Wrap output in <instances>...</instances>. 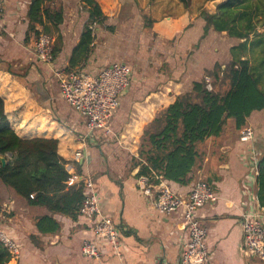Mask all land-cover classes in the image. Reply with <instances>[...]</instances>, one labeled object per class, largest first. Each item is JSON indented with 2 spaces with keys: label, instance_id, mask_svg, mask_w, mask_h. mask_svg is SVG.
I'll use <instances>...</instances> for the list:
<instances>
[{
  "label": "crops",
  "instance_id": "crops-1",
  "mask_svg": "<svg viewBox=\"0 0 264 264\" xmlns=\"http://www.w3.org/2000/svg\"><path fill=\"white\" fill-rule=\"evenodd\" d=\"M1 1L0 96L9 124L21 138L57 139V152L64 163H71L76 173L92 176L100 212L112 219L120 242L119 252L114 253L108 243L93 234L90 219L79 214L71 219L28 205L0 182V227L19 248V255L9 264H178L187 237L183 210L159 213L151 197L143 195L136 186L139 169L135 168L139 167L138 147L143 130L156 114L188 90L192 81L208 76L206 71L216 63L224 64L231 58L229 49L233 42L225 31L216 34L210 29L202 37L204 21L200 13L206 4L203 1L208 0H187V5L181 0H137L140 17H146L148 25L143 28L140 19L137 31L134 20L124 18L125 25H131L132 41L124 51L126 61L108 62L98 57L95 60L92 50L80 69L87 71L89 67L88 71L95 73L106 64L122 61L129 69L130 84L110 120V131L100 129L86 143L81 138L84 118L62 99L54 74L56 68L70 69L67 67L72 49L87 19L81 0H60L62 22L57 29L47 23L54 38L51 64L40 62L33 52L36 36L29 30L27 18L30 0ZM96 1L108 21L118 16L119 0ZM37 28L41 31V26ZM138 40L151 44L150 57L147 51L142 52L144 48L132 47ZM136 54L141 57L134 60L132 55ZM245 126L254 131L252 142L240 141L242 127L226 130L220 135L221 141L209 137L198 143L203 157L188 183L159 178L182 196L197 180L207 181L216 191V202L198 212L207 232L208 264H264L263 259L244 250L240 226L245 213L260 207L254 170L264 150V111L252 112ZM78 149L83 158L74 160ZM46 213L60 223L59 231L38 232L35 218ZM31 234L36 235V244ZM84 240L98 241V259L82 254Z\"/></svg>",
  "mask_w": 264,
  "mask_h": 264
},
{
  "label": "trees",
  "instance_id": "trees-1",
  "mask_svg": "<svg viewBox=\"0 0 264 264\" xmlns=\"http://www.w3.org/2000/svg\"><path fill=\"white\" fill-rule=\"evenodd\" d=\"M181 1L187 5V0ZM81 9L87 19L67 68L84 67L92 53L97 28L113 29L96 0H81ZM63 16L60 0H30L29 30L35 36L40 32L49 34V25L57 29ZM200 17L204 21L202 37L210 29L216 34L226 32L233 42L229 49L231 58L206 71L212 78V89L206 87L204 77L192 81L188 90L159 111L144 128L136 175H152L155 184L160 179L188 183L203 157L198 143L228 129L240 130L252 112L264 111V31L257 28L264 24V0H224L212 13L202 10ZM217 82L226 84L225 88L214 89ZM57 146L55 138L17 135L0 96V155L7 157L11 153L5 165L0 163V182L28 205L76 219L83 193L80 186L67 185L69 173ZM256 170V196L264 211V150ZM34 225L41 234L60 229V223L47 213L36 217ZM30 238L37 243L36 235L31 234ZM9 260V252L0 242V264H8Z\"/></svg>",
  "mask_w": 264,
  "mask_h": 264
},
{
  "label": "built area",
  "instance_id": "built-area-1",
  "mask_svg": "<svg viewBox=\"0 0 264 264\" xmlns=\"http://www.w3.org/2000/svg\"><path fill=\"white\" fill-rule=\"evenodd\" d=\"M2 1L0 0V17ZM54 38L52 35L40 32L34 40L33 52L37 60L51 64L54 56ZM59 81V90L65 100L80 116L84 118L85 132L81 136L83 143L93 139L96 132L102 129L110 131V120L119 106L121 96L128 90L130 72L122 61H115L102 66L92 73L80 68L54 69ZM208 89H212L210 76L204 77ZM240 141L252 142L254 131L251 126L241 130ZM74 160L82 159L83 152H74ZM69 173L67 185L81 187L83 199L77 214L91 220L93 234L98 240L110 245L114 253L119 252V231L112 219L103 215L99 209V199L94 188V180L90 174L76 173L71 163H65ZM257 174L255 168L254 175ZM152 175L136 176L135 184L146 197H151L153 207L161 214L167 215L179 208L183 210V220L187 237L183 242L178 264H208L210 253L206 245V229L199 218V210L212 206L218 195L205 180L195 181L185 196L175 193L165 182L155 184ZM157 187H154V186ZM260 206V205H259ZM243 248L246 253L264 260V211L259 209L245 213L240 219ZM0 242L7 248L10 261L19 255L18 244L0 227ZM81 252L91 259L100 257L98 241L84 240ZM8 262V264H9Z\"/></svg>",
  "mask_w": 264,
  "mask_h": 264
},
{
  "label": "rangeland",
  "instance_id": "rangeland-1",
  "mask_svg": "<svg viewBox=\"0 0 264 264\" xmlns=\"http://www.w3.org/2000/svg\"><path fill=\"white\" fill-rule=\"evenodd\" d=\"M206 4H204V7H202L206 11H212L215 7L211 3V0L203 1ZM120 3V12L118 13V16L113 20H106L107 24L112 25V31L104 28H97V34H96V43L93 48V54L96 58H100L102 61H114V60H122L126 61V56L124 51H126L128 45L132 43L130 40V28L131 25H125L124 18L126 19H133L134 20V27L137 28V31L139 29V21L140 19L143 21L142 25L143 28L148 25V20L146 17L141 18L140 17V6L137 2V0H119ZM202 10V9H201ZM259 31H264V24L262 26L257 27ZM143 30V29H142ZM144 32V31H143ZM151 44H146L143 40H138L135 44V48L143 49L142 52L149 55V49ZM146 49V50H145ZM141 52V54H142ZM110 56V58H109ZM134 56V60H136L138 57H141L139 55H132ZM150 57V55L148 56ZM87 71L91 70L89 67L86 68ZM211 78V77H210ZM212 80V78H211ZM226 84L219 83L214 87V89H223L225 88ZM231 121V120H229ZM231 124V123H230ZM229 124V125H230ZM217 141L222 140V136H216L213 137Z\"/></svg>",
  "mask_w": 264,
  "mask_h": 264
},
{
  "label": "water",
  "instance_id": "water-1",
  "mask_svg": "<svg viewBox=\"0 0 264 264\" xmlns=\"http://www.w3.org/2000/svg\"><path fill=\"white\" fill-rule=\"evenodd\" d=\"M211 1H212L211 3L213 4V6L215 7L214 9H216V7L220 3H222L224 0H211ZM10 155H11V153H8L7 157H9ZM7 157L0 155V163H1V165H5V163L8 161ZM138 169H139V167L135 168V171H138Z\"/></svg>",
  "mask_w": 264,
  "mask_h": 264
}]
</instances>
